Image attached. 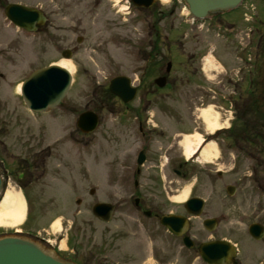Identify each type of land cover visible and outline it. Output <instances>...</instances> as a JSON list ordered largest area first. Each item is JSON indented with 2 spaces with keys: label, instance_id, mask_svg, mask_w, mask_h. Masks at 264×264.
<instances>
[{
  "label": "rangeland",
  "instance_id": "obj_1",
  "mask_svg": "<svg viewBox=\"0 0 264 264\" xmlns=\"http://www.w3.org/2000/svg\"><path fill=\"white\" fill-rule=\"evenodd\" d=\"M13 4L43 11L48 23L37 33L15 28L5 16L6 7ZM157 4L163 11L160 14L137 9L130 0H0V128L5 124V133L1 137L16 153L31 152L28 146H36L35 138L40 148L49 146L54 152H69L74 159L83 151L80 140L86 136L77 128L79 116L86 111L98 114L105 105L120 104L109 92L110 82L117 77L129 78L133 86L139 88L140 93L132 106L139 105L145 91L150 90L151 95L147 97L150 118L169 130L170 136L177 131L178 135L182 131L183 137L195 135L196 130H191L196 125L193 122L208 130L204 111L228 127L233 117L230 98L235 93L237 102L233 110L232 132L240 138L237 140L242 148L228 147L223 139L227 135L223 134L217 140L221 153L217 149L213 164L202 163L199 167L223 172L236 168L238 176L232 179L246 181L242 188L245 195L238 197L230 209L218 203L220 197L225 200L222 198L225 197L223 186L215 183L212 194V180L207 182V197L214 205L210 214L225 218L224 228L218 233L244 245L248 240L249 220L261 219L264 225V60L257 57V42L254 43L264 32V0H248L243 10L195 25L187 22L183 15L186 6L183 0H170L167 4L159 1ZM250 5L255 9L247 11ZM254 13L257 19L252 24L246 23L243 17H252ZM219 23L223 26L219 27ZM229 25L236 31L225 30L231 28ZM252 25L262 30L254 31L248 38L246 30ZM80 38L82 42H78ZM249 42L252 51H249L250 46L244 48ZM65 50L73 52L70 61L62 56ZM235 54L240 56L235 57ZM63 61H69L73 66L63 68L73 74L68 95L49 113H31L18 94V87L36 71L52 65L60 66ZM168 64H171V72L167 75ZM250 72L262 83L259 105L253 99L254 95L246 92V76L249 79ZM166 75L169 85L161 91L155 80ZM228 77L241 81L242 85L229 87ZM103 114L108 119L107 110ZM89 137L94 138L93 143L101 142L97 132ZM180 140L184 149L186 141ZM102 145L104 167L113 168L115 144L102 141ZM193 184H185L184 195L179 201L189 196ZM91 188L97 190L96 185L89 183L85 194L87 200H90L88 190ZM74 195L71 192V210H74ZM102 195L106 197L107 194L104 191ZM236 203L239 204L234 207ZM88 206L87 202L81 210ZM243 214L246 218L242 222L232 221L230 224L227 220ZM58 219L61 217L53 224H58ZM31 221L39 230L46 228L42 219L34 217ZM53 232L58 234L60 231L53 228ZM142 237L147 239L145 235ZM151 246L149 242L146 253L149 259L152 258ZM155 246L159 251V245ZM242 248L244 251V246Z\"/></svg>",
  "mask_w": 264,
  "mask_h": 264
},
{
  "label": "flooded vegetation",
  "instance_id": "obj_2",
  "mask_svg": "<svg viewBox=\"0 0 264 264\" xmlns=\"http://www.w3.org/2000/svg\"><path fill=\"white\" fill-rule=\"evenodd\" d=\"M146 11L163 12L158 4ZM150 93V90L145 91L137 106H125L121 102L103 106L98 113L97 129L101 142L93 143L94 138L82 137L83 151L74 159L69 152H54L49 146L40 148L35 138L36 146H28L31 152L11 151L6 139L1 137L5 133L3 123L0 128L1 197L9 190L21 193L27 213L20 230H0V237L16 235L28 239L48 254L71 264H150L151 261L153 264H208L203 254L211 245L220 249V264H264V238L258 241L248 233L244 245L234 243L218 233L224 228L225 218L210 214L214 205L207 197V182L212 180V194L217 183L223 186L225 200L220 197L218 203L230 209L238 197L245 195L242 188L246 181L232 179L238 176L236 168L227 172L200 168L199 158L204 146L191 161L186 159L181 137L170 136L169 130L150 119L147 102ZM104 110L109 113L108 119ZM102 141L115 144L113 168L104 167ZM192 182L187 200L179 201L185 184ZM89 183L96 185L97 190L89 189L90 200H87ZM104 191L106 197L102 195ZM71 192L76 197L74 210L69 208L73 205ZM192 199L205 203L200 217L193 216L195 210L187 208ZM87 202L88 208L81 210ZM98 204L112 206L114 214L110 221L93 214ZM34 217L42 219L46 228L39 230L33 226ZM58 217H61L58 219L60 229H57L60 232L56 234L53 221ZM165 217H174L176 221L172 223V233L162 224ZM245 218L243 214L227 220L231 224ZM260 221L249 220L251 225H262ZM149 242L152 245L150 259L146 256ZM224 242L237 249L232 259L230 251L221 244Z\"/></svg>",
  "mask_w": 264,
  "mask_h": 264
},
{
  "label": "water",
  "instance_id": "obj_3",
  "mask_svg": "<svg viewBox=\"0 0 264 264\" xmlns=\"http://www.w3.org/2000/svg\"><path fill=\"white\" fill-rule=\"evenodd\" d=\"M188 5L191 15L198 20H204L209 14L228 12L237 8L243 0H184ZM137 7L150 8L156 0H132ZM6 16L18 28L28 32H36L47 22L44 15L35 9L20 5H10L6 9ZM81 42V40H79ZM63 56L71 58V52L66 51ZM170 71V66L168 72ZM72 78L66 70L52 66L34 73L23 85L22 95L28 109L33 113H44L55 109L66 97L71 87ZM159 87L166 85V78L156 81ZM109 90L112 95L119 98L123 103L129 104L135 100L137 89L132 88L131 80L126 77H117L110 83ZM99 124L98 116L91 112L82 114L77 127L85 134L93 133ZM2 181L0 178V191ZM204 202L199 199L191 200L187 207L196 210L195 216L202 213ZM96 217L109 221L113 209L108 205H98L94 208ZM173 218L167 217L162 224L170 228ZM171 229V228H170ZM172 231V229H171ZM252 237L260 240L264 236V228L260 225H252L249 229ZM230 250L231 256L235 255V249L227 243H222ZM203 257L209 264H218L222 259L217 245L208 247ZM0 264H70L61 261L45 253L35 244L16 237L0 239Z\"/></svg>",
  "mask_w": 264,
  "mask_h": 264
},
{
  "label": "bare ground",
  "instance_id": "obj_4",
  "mask_svg": "<svg viewBox=\"0 0 264 264\" xmlns=\"http://www.w3.org/2000/svg\"><path fill=\"white\" fill-rule=\"evenodd\" d=\"M170 0H160L161 3L167 4ZM69 65V66H68ZM73 67L69 61H63V63L60 65L61 68ZM71 76L73 75L72 72L68 71ZM18 93L21 92V86L17 89ZM207 111H204V121L208 126V130L210 133L216 132L222 125H220L217 120H215L212 116H209L208 113H205ZM186 145V157L191 158L194 154V151L197 147H199L202 143V138L197 136H190L185 137ZM217 156V149L215 145H208L203 149L202 152V158L204 162H211L212 159H214ZM13 192V193H12ZM188 194V193H186ZM184 195V193H183ZM182 195V196H183ZM188 198L185 197L182 201H185ZM26 210H25V204L24 199L19 193L11 191L7 192L2 200H0V229H12V230H18L20 229V226L23 224L25 220ZM59 224V223H58ZM54 225V229H60V224Z\"/></svg>",
  "mask_w": 264,
  "mask_h": 264
},
{
  "label": "trees",
  "instance_id": "obj_5",
  "mask_svg": "<svg viewBox=\"0 0 264 264\" xmlns=\"http://www.w3.org/2000/svg\"><path fill=\"white\" fill-rule=\"evenodd\" d=\"M261 51H262V55L264 56V39H263V43L261 44Z\"/></svg>",
  "mask_w": 264,
  "mask_h": 264
}]
</instances>
